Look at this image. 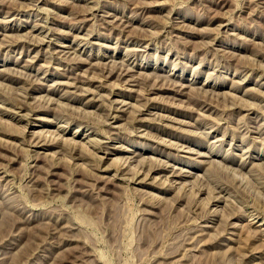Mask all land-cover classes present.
Wrapping results in <instances>:
<instances>
[{
  "label": "rangeland",
  "instance_id": "rangeland-1",
  "mask_svg": "<svg viewBox=\"0 0 264 264\" xmlns=\"http://www.w3.org/2000/svg\"><path fill=\"white\" fill-rule=\"evenodd\" d=\"M0 264H264V0H0Z\"/></svg>",
  "mask_w": 264,
  "mask_h": 264
}]
</instances>
